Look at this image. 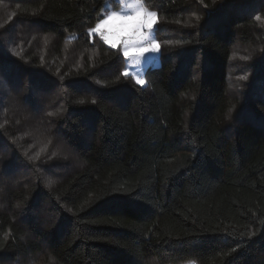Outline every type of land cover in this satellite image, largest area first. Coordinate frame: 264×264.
I'll return each mask as SVG.
<instances>
[{
  "label": "trees",
  "instance_id": "16d2710c",
  "mask_svg": "<svg viewBox=\"0 0 264 264\" xmlns=\"http://www.w3.org/2000/svg\"><path fill=\"white\" fill-rule=\"evenodd\" d=\"M5 2L0 264H264V0H145V86L105 0Z\"/></svg>",
  "mask_w": 264,
  "mask_h": 264
},
{
  "label": "snow or ice",
  "instance_id": "6c2138e0",
  "mask_svg": "<svg viewBox=\"0 0 264 264\" xmlns=\"http://www.w3.org/2000/svg\"><path fill=\"white\" fill-rule=\"evenodd\" d=\"M105 3L107 6V0H105ZM117 3L123 4L124 0H117ZM144 4L145 0H135L134 4L129 5L134 9L133 13L129 15H123L120 12L112 11L106 18L96 23L95 27L88 30L89 35L98 33L105 43L115 48L117 45L110 39V33L106 30L113 21H120L122 31L126 32V35L123 36L121 41L123 45V55L131 59L133 63L139 64L141 58L144 57L146 53H155L160 50V44L157 43L155 38L151 35L153 25L157 22L158 13L150 11ZM256 19L260 20L261 17L257 16ZM242 59H247V57H242ZM123 75L128 76V71L125 70ZM240 79L243 80L246 79V77L242 76ZM135 82L138 85H145L147 83L146 80L140 76L136 77ZM80 103H83V101H80ZM92 103H96V101L93 100ZM48 115L54 116L56 113L49 112ZM41 151H43V149ZM52 155L55 156L56 153L54 152ZM38 157L39 153L33 158L36 159ZM53 183H55V181L50 180L49 187H51Z\"/></svg>",
  "mask_w": 264,
  "mask_h": 264
},
{
  "label": "rangeland",
  "instance_id": "374dc122",
  "mask_svg": "<svg viewBox=\"0 0 264 264\" xmlns=\"http://www.w3.org/2000/svg\"><path fill=\"white\" fill-rule=\"evenodd\" d=\"M135 3V0H124L123 4L117 3V0H107V6L106 3H104V7L102 10V19L106 18L107 15H109L112 11L120 12L123 15H129L132 14L134 9L130 7L129 5H132ZM10 4V3H9ZM8 2H5V5L1 4L0 8V21H4L6 19L10 18L11 13V7L9 6ZM146 8H148L150 11H153L148 6L144 4ZM12 19V17H11ZM156 26L157 22L153 25V28L151 30V35L155 38L156 42L159 43L157 36H156ZM95 27V26H94ZM93 28V27H92ZM108 33H110V39L116 43L117 47L119 48L123 54V45H122V38L124 35H126V32L122 31L121 29V22L120 21H113L111 25L108 26L107 30ZM92 35H98L92 34ZM25 37H28V35L25 32ZM100 37V36H99ZM101 38V37H100ZM6 40V39H5ZM107 44V43H106ZM160 44V43H159ZM108 46L112 47L110 44H107ZM14 46V45H13ZM16 51V49H14ZM238 57H235V59ZM244 60V59H243ZM161 63V56H160V50L159 52H149L144 55V57L141 58V62L139 64L133 63V61L127 57L124 56V66L125 70L128 71L129 75L133 77L134 80H136L137 76H140L141 78L145 79V72L150 67H157ZM242 67V66H241ZM240 66H234V68H231V96L235 97L239 93L242 94L243 92V86L241 82L240 77L244 76L246 79H243L242 81H247L251 78H249L247 75H241V70L239 69ZM124 70V71H125ZM146 80V79H145ZM146 85V84H145ZM141 85V86H145ZM19 173H22L23 171H19ZM18 174V173H17ZM183 264H195L193 261L185 262Z\"/></svg>",
  "mask_w": 264,
  "mask_h": 264
}]
</instances>
